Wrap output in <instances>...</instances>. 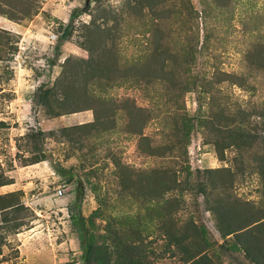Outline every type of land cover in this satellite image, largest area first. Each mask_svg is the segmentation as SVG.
<instances>
[{"label":"rangeland","instance_id":"obj_1","mask_svg":"<svg viewBox=\"0 0 264 264\" xmlns=\"http://www.w3.org/2000/svg\"><path fill=\"white\" fill-rule=\"evenodd\" d=\"M262 165L264 0H0V264H252Z\"/></svg>","mask_w":264,"mask_h":264},{"label":"trees","instance_id":"obj_2","mask_svg":"<svg viewBox=\"0 0 264 264\" xmlns=\"http://www.w3.org/2000/svg\"><path fill=\"white\" fill-rule=\"evenodd\" d=\"M225 128L229 133V138L235 141V138L239 136L236 129L230 127L229 124H226ZM32 137L34 139L39 137V139H43L41 138V132L37 134L33 133ZM226 146H230V144ZM49 159L47 153L41 149L40 155H37L30 163H37ZM260 174L263 176L264 181V165L260 168ZM4 184L7 183H2L1 185ZM216 186L217 185L214 184V187ZM201 190L202 192L205 191L204 188ZM217 208L216 210L214 209V212H216L219 218L217 227L221 231L224 239L221 243V247L227 251L243 252L245 257L251 261L252 264H264V209L252 211L249 215L241 214L238 212L236 204L232 205L229 199H223ZM199 232L203 235L202 239L204 245L213 247V245L216 244V242L214 243L209 240L210 238L206 235L205 227L199 229ZM230 235H233V238H231L232 236ZM175 240L186 250L185 252L188 254V257L185 259L187 264H211L212 258L209 254H202V252L195 254L192 252L190 253L189 249H187L189 246L182 242L183 238L176 237ZM94 242L93 236L90 234L88 235L87 232L84 233L82 244L84 259L87 263L91 262L93 259L91 257L93 254ZM225 250H223V252H226Z\"/></svg>","mask_w":264,"mask_h":264}]
</instances>
